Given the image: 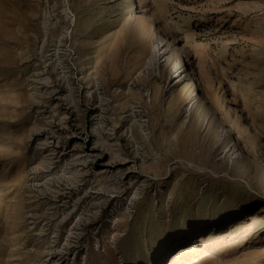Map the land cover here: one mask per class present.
Masks as SVG:
<instances>
[{"label": "rangeland", "instance_id": "1", "mask_svg": "<svg viewBox=\"0 0 264 264\" xmlns=\"http://www.w3.org/2000/svg\"><path fill=\"white\" fill-rule=\"evenodd\" d=\"M0 264H264V0H0Z\"/></svg>", "mask_w": 264, "mask_h": 264}, {"label": "bare ground", "instance_id": "2", "mask_svg": "<svg viewBox=\"0 0 264 264\" xmlns=\"http://www.w3.org/2000/svg\"><path fill=\"white\" fill-rule=\"evenodd\" d=\"M158 31V30H157Z\"/></svg>", "mask_w": 264, "mask_h": 264}]
</instances>
